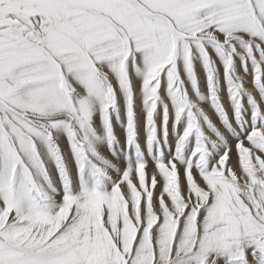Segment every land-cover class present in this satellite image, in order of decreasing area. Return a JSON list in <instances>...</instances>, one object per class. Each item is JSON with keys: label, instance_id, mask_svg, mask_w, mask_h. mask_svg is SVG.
<instances>
[{"label": "snow or ice", "instance_id": "snow-or-ice-1", "mask_svg": "<svg viewBox=\"0 0 264 264\" xmlns=\"http://www.w3.org/2000/svg\"><path fill=\"white\" fill-rule=\"evenodd\" d=\"M209 44L228 52L231 117L211 93L225 131L179 75L181 56L193 73L198 47L212 80ZM138 52L147 123L161 99L169 103L159 94L166 74L172 115L176 123L187 117V127L176 154L150 175L140 163L113 178L87 130L99 108L113 136L110 110L123 90L133 141L129 62ZM234 54L242 57L236 78ZM192 135L197 143L185 159ZM0 264H264V0H0Z\"/></svg>", "mask_w": 264, "mask_h": 264}, {"label": "bare ground", "instance_id": "bare-ground-1", "mask_svg": "<svg viewBox=\"0 0 264 264\" xmlns=\"http://www.w3.org/2000/svg\"><path fill=\"white\" fill-rule=\"evenodd\" d=\"M237 48L243 47L239 42L235 43ZM209 57L213 66V78L210 81L208 76V68L205 65L203 56L200 54L198 47L193 49V73L190 75L185 67L183 57L178 58L179 75L184 79L188 94L193 100L202 102L203 108L211 121H214L217 126L221 127V131L225 129L220 124V116L216 109L212 106V90L214 89L228 110L229 116L232 115V102L230 100V89L233 87L232 80L225 73V64L228 59L227 50L217 48L215 45H206ZM233 71L232 76L236 78L243 71L242 57L238 54L233 55ZM113 61L104 63L103 68L106 72L111 71L110 65ZM251 65H249V70ZM146 65L143 59V53L138 52L134 62H129V73L132 80V103L131 107L134 113V139L131 143L128 141L127 129L129 123V99L128 93L119 90L116 93L115 105L110 110V126L113 131V136L108 134L107 126L103 122L102 111L99 108L95 111L90 128L87 130L89 138L93 146L105 158L104 163L111 177L115 178L118 173L123 172L129 166H137L140 163H146L148 166L149 175L152 173V168L162 161H167L173 157L178 148V141L182 137L183 132L187 127V117L176 123L172 115L174 104L171 102L173 93L169 88L168 78L165 74L161 78L159 94L161 97H167L169 103H165L161 99L154 114V123H147V114L151 109V102L147 100L146 94L143 92L141 84ZM193 79L196 83L193 84ZM248 83V81H245ZM244 103L249 104V97L244 95ZM246 117L252 121V110L246 109ZM203 130L209 134L212 128L207 119L202 118ZM235 123V121H233ZM245 125V127H249ZM155 132V139L150 137ZM230 143H235V132L227 133ZM61 145V150L65 153V162L68 165L70 172H73L76 167V159L73 154V149L70 147L69 138L63 131L58 137ZM197 143V137L192 135L184 146L183 155L185 159L191 157ZM50 171L53 174V183L62 193L64 185L60 183V174L57 171L55 160L49 161ZM159 181V177H158ZM72 190L78 192L80 188V179L75 177L71 184ZM106 187H111L110 182L106 181ZM160 186L158 183L156 192L158 193Z\"/></svg>", "mask_w": 264, "mask_h": 264}]
</instances>
